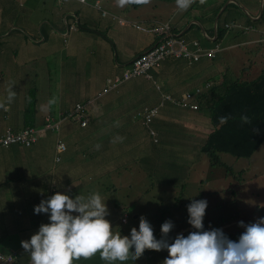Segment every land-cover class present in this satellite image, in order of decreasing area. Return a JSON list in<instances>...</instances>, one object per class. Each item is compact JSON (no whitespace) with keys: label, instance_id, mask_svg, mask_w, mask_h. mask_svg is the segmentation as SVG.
<instances>
[{"label":"crops","instance_id":"1","mask_svg":"<svg viewBox=\"0 0 264 264\" xmlns=\"http://www.w3.org/2000/svg\"><path fill=\"white\" fill-rule=\"evenodd\" d=\"M114 1L0 0V137L9 130L13 133L26 128L39 131V140L30 147L12 145L0 149V252L16 253L18 261L13 264H29L20 241L30 238L40 224L48 222L46 213H41V222H32L29 206L26 212L25 206L20 208L15 220L14 193L29 204H38L57 191L70 197L84 193L85 198L93 192L99 193L101 198L122 193L127 201L134 198L136 205L146 192L143 177L135 175L126 181L119 171L129 164L122 161L128 154L137 157V150L139 154L144 152L140 136L144 128L155 147L144 154L159 157L161 151L170 157L161 162L156 158L158 168L154 172L175 176L178 186H182L181 194L188 195L186 186L191 170L186 159L192 152L180 151L174 160L173 151L169 150L171 143L165 140L171 138L175 130L178 138L189 140L181 145L191 148L195 141L203 145L212 126L209 127L208 109L200 107L193 111L190 107L183 108L179 102L193 89H204L207 82H212L220 92L242 76L254 80L264 73L262 69L260 75L251 77L242 65L239 75L231 69L234 64L246 61L247 56L244 55L243 60L239 57L243 51L264 55V0H202L200 19L192 14V7L196 6L193 2L184 10L164 6L159 11L146 13L139 10V5L146 0H124L121 4ZM226 12L225 33L220 42L214 44L222 49L215 59L203 57L192 62L172 55L164 60L162 67L151 71L150 78H136L103 93L108 82L119 77L128 63L154 45L150 34L138 30L135 24L169 23L168 31L187 46L197 44L199 48L201 45L211 48L214 45L206 43L205 39L213 42L217 38L220 17ZM163 14L171 15L163 21L159 19ZM223 42L227 43L225 47ZM229 50L233 51L227 52ZM34 56L45 65L37 69L31 64L33 74L48 76L42 82L48 89L44 90L47 97H43L41 105L40 86L31 83L23 91L20 80L25 60ZM52 73L56 76L54 85L50 78ZM9 90L14 93L10 102L7 100ZM77 104L86 109L81 118L87 119L86 126L81 125V120L71 119L62 121L57 129H45L47 116L58 118ZM150 109L158 112L146 123L144 114ZM188 127L192 128L190 135ZM58 142L67 145V152L59 161ZM137 170L135 167L134 171ZM32 171H38L48 180H30ZM114 208L116 211V204ZM117 214L119 222L128 224L130 212L120 208ZM219 214L218 211L213 213ZM139 218L137 215L136 219ZM110 227L114 229L116 223H110ZM182 232L178 230L174 234ZM72 264L106 262L97 252L87 258L79 257Z\"/></svg>","mask_w":264,"mask_h":264},{"label":"clouds","instance_id":"2","mask_svg":"<svg viewBox=\"0 0 264 264\" xmlns=\"http://www.w3.org/2000/svg\"><path fill=\"white\" fill-rule=\"evenodd\" d=\"M78 1L86 2V0ZM190 2L191 0H177L176 6L184 10ZM135 25L138 30L150 35H154L152 29L166 26L167 30L161 35L167 34L179 38L168 31L169 23L151 22L144 28L145 30L141 29V25ZM157 39L154 37L153 44ZM187 47L190 51L195 50L194 44ZM221 49L220 45H214L209 49L202 48V56L192 62H198L203 57L215 59ZM208 52H213L214 56L208 57ZM136 58L125 66L118 78L123 77L126 69ZM154 69L156 67L148 72V77L139 76L130 80L141 77L150 78V73ZM130 80L118 83L117 86ZM206 85L204 89L198 88L202 92L191 102V104L198 105V110L200 109L199 98L213 88V86L206 88ZM109 87L111 84L108 83L107 88ZM196 90L191 93L194 94ZM13 95L14 93L9 90L7 95L9 102ZM219 119L224 122L226 117ZM242 119L245 118L242 117ZM84 121L87 124V119ZM36 131L38 140L39 131ZM65 146L66 150L59 155L56 149L57 158L61 159V156L67 152V145ZM206 206V199H190L186 205L187 223L195 231H190L186 236L178 233L169 243L167 239L173 227L170 221H165L160 225V233L155 232L157 236L161 234V238L154 236L151 224L144 217L139 218L138 229L130 230L127 237L117 236L112 233L110 223L106 219L107 207L99 193L93 192L84 198L79 195L70 197L66 193L57 191L33 206L34 214L46 213L48 222L40 224L38 230L30 238L21 240L20 246L28 254L29 264H72V261L79 257L87 258L97 252L106 264H125V261L129 259L134 262L142 256L146 249L166 250L167 256L163 264H264V216L248 224L238 221V226L243 227L244 230L237 240H230L219 228L204 230L202 220Z\"/></svg>","mask_w":264,"mask_h":264},{"label":"rangeland","instance_id":"3","mask_svg":"<svg viewBox=\"0 0 264 264\" xmlns=\"http://www.w3.org/2000/svg\"><path fill=\"white\" fill-rule=\"evenodd\" d=\"M106 1L108 0H103L104 3H106ZM123 1L124 0H115L114 2L117 4H121V2ZM132 2H134V0H132ZM191 2L196 5L194 8L192 7V14L198 19L202 18V0H191ZM176 5V0H146L139 5V10L150 13L152 10L159 11L164 6L173 8L176 7ZM227 14L228 13L226 12L220 17L219 27L221 30H224V21L227 18ZM170 15L171 14L160 15L161 17L159 19L167 21V19L170 18ZM150 17L153 18L154 16ZM176 22L177 20H174V23ZM141 27L145 28L146 26ZM193 28L196 27L194 26ZM199 30L202 31V28H199ZM142 36L145 38L147 37L144 35ZM148 36L154 39V37H156V34ZM222 44V46L224 47L227 45L226 42H223ZM232 51L233 50H229L227 52ZM244 55L248 57L246 61H241L239 62V64H234L231 69H235L237 75H239L241 74L239 72L241 71L239 67L242 65L246 68L245 70L251 75V77L252 75H260V71L264 69V55L259 54L256 51L247 53H244L243 51L239 54V57L242 59ZM25 61V64L27 66L23 65L21 67L23 75L20 76V80L23 85V91L24 89L30 87L32 85L31 83H35L37 86H40L38 96L40 97L39 102L41 105L43 103V97H47V92H44V90L48 89V87L44 88L42 82L48 76L41 74L34 75L31 70V64L34 68L38 69L41 68L42 64L44 63L41 61L38 62L36 56H34V58L28 57ZM25 74H28V76H26ZM50 78L52 81V85H54L56 76L52 73ZM240 78L248 79V77L244 76ZM4 80H6V76L4 77ZM208 84L214 87V84L212 82H208ZM192 91H194V89ZM183 112L186 113L187 111L184 110ZM211 126L212 125L210 123L209 127ZM142 129L145 130L144 128ZM187 129L189 130L188 135H190V131L192 128L188 127ZM143 130L140 136H142L141 146L143 145L144 152H147L151 149L155 150L153 139L147 135V132ZM170 136L171 138L165 140L171 143L170 146L167 144L164 145L166 147L169 146V150L173 151V153L170 154L172 155V158L174 160H177L180 151L192 152V154L188 156V159H186L189 160L188 165H190L191 170V177L190 180H188V184L186 186V191H188L189 194H181L182 186H178L175 176L164 175L160 172H154L158 168V162L155 161L156 158L159 162L162 161L161 159H170V157L168 155L166 156L164 152H158L159 157H155L150 154L145 155L144 152H140L141 158H139L140 154L138 150L137 157H135V155H132L130 157V155L128 154L126 156V159L123 158L122 161L129 162V164L126 165V169H122L119 172L122 176L126 177V181H129L130 178H135V175H141L143 177L142 186L143 184H146V186H144L146 187L144 188L146 192L141 198V202L137 203L136 205L134 204V198L133 200L127 201L122 193H118L117 196L110 194L109 196H107V198L105 197V195L102 197V200L105 201L108 211L106 219L111 224L116 223V227L114 229H111L112 232L114 231L113 234H116L118 236V227H120V235L122 237H127L130 230L138 229L139 219H136L137 215L139 217H144L151 224L153 234L155 232L160 233V225L165 221H170L171 223H179L181 219H185L187 221L186 205L189 203L190 199H195L196 195L198 194L195 192L199 190L202 194L211 192L217 193L214 195L209 194L208 196L202 197L207 201V206L204 214L205 220L202 221L204 230L215 228V225L211 221H209L210 215L218 216L217 227L221 229L224 234H232L236 232L239 227H241L238 226V221H243L245 224H248L256 221L259 217L264 216V147L250 160H237L232 156L221 154L220 159L222 164L225 165L224 168L220 165L212 166L209 163L208 159L200 153L199 149L202 146V142L198 144V142L194 140L195 144H193V146L190 148L188 147V145L187 147H185L180 144L182 142H189V140L188 138H186V140L178 138L177 132L175 130L172 131ZM121 141L124 143L123 139H121ZM133 162H135V164H133ZM135 167L138 169L137 172L134 171ZM228 168L232 169L230 173L227 170ZM117 174H115L114 176H116ZM158 177L160 178L158 179ZM38 179L44 180L45 182L48 180L40 176L38 171H32L30 180ZM100 190H104L102 186ZM148 192H150V194L146 195ZM13 197L15 199V203L12 204V207L13 212L15 213V215L13 216L15 220L20 214V208H23L25 206L24 210L26 212V206H29L31 221L38 223L42 221L41 214H34L33 212V206L36 205V203L29 204L28 202H25V200L17 196V193H14ZM81 197L85 198L84 193L81 194ZM115 200L116 202H114ZM115 204L117 206L116 211L114 208ZM215 204H219L220 207L218 209H215ZM120 208L126 211L130 209L128 224H122L121 221L119 222V215L117 214V212ZM215 211H218L220 214L213 215ZM242 230H244L243 227ZM144 260L145 259H142L137 264H142Z\"/></svg>","mask_w":264,"mask_h":264},{"label":"trees","instance_id":"4","mask_svg":"<svg viewBox=\"0 0 264 264\" xmlns=\"http://www.w3.org/2000/svg\"><path fill=\"white\" fill-rule=\"evenodd\" d=\"M217 33L218 36L215 41L210 42L205 39V42L213 45L216 44L223 38L225 29L221 30L219 27ZM202 48L209 49L205 48L203 45ZM164 62L156 68L162 67ZM217 89L219 88L213 87L203 93L199 98V106L202 107V109H208L210 112L212 125V131L206 137L205 143H203L199 151L208 159L212 166L220 165L225 168V165L222 164L220 159L221 154L232 156L237 160H250L264 147V73L254 80H236L232 85L224 87L220 92L217 91ZM76 106L71 111L60 114L58 118H54L52 115L47 116L45 122L48 117L52 119L53 122L55 120L58 122L60 121V124L65 120H73L76 116ZM69 115H73V117L69 119ZM220 117H226V120L221 122L219 119ZM242 117L245 119H242ZM76 120L77 119H74L73 121ZM84 120L85 119L81 121ZM227 170L229 173L232 171L230 168ZM195 193H198L195 199H201L209 194H217L216 192L202 194L200 190ZM219 207V204L214 205L215 209ZM129 210L127 212H130ZM203 220H205L204 217ZM209 221L215 225V228H218V216L210 215ZM172 225L173 229H170L171 236L167 239L169 243H171L176 236V234H174L175 231L183 230L181 234L184 236L190 231H195L185 219H181L179 223L173 222ZM242 232V227H239L236 232L225 235L230 240H237ZM120 233L121 230L119 229L118 236H121ZM154 236L156 238H161V236H157L156 233H154ZM0 253L3 256V260H0V264H13L18 261L16 253H12L11 255L5 252ZM166 256V250L155 251L146 249L141 257L137 258L134 262L129 259L126 264H137L142 259H145L142 264H163V260Z\"/></svg>","mask_w":264,"mask_h":264},{"label":"built area","instance_id":"5","mask_svg":"<svg viewBox=\"0 0 264 264\" xmlns=\"http://www.w3.org/2000/svg\"><path fill=\"white\" fill-rule=\"evenodd\" d=\"M84 1V0H81ZM142 30H145L141 27ZM167 30L166 26H161L158 28H154L151 31H153L154 35L156 34V37L158 38L156 43L152 48L138 56L131 65L126 69L124 75L122 78H115V80H111L108 83L111 84V87L106 88L104 90V93H107L111 88L117 86L118 83H121L123 81L130 80L135 77L139 76H147L148 72L158 67L164 60H166L168 57L172 55L182 56L190 61L197 60L202 56V48H199L197 44H195V50L190 51L187 47V45L184 43V41L171 36L167 34H162V32H165ZM208 57H213V52L207 53ZM210 85L207 84L206 88H208ZM202 90L197 89L194 94L192 93H186L183 96V99L181 102H179V105L183 107H190L193 110H198L197 104H191V102L194 101L195 97L199 94H201ZM167 99H169L167 97ZM76 116L74 119H80L84 114V108L80 105L76 106ZM157 109H150L145 111V122L150 123L152 121V118L157 114ZM69 119L73 117V115H69ZM60 124V121H52L49 117L47 118V121L45 122V129H57ZM86 125V121H82V126ZM37 134L38 132L33 128H26L22 132L19 133H13L10 130L6 132V134L3 137H0V149L10 147L12 145L20 144L23 146L30 147L31 145L35 144L37 141ZM66 150V146L62 142H58L57 144V154H61ZM60 158H57V161H59ZM0 260H3V256L0 254ZM9 260V259H8Z\"/></svg>","mask_w":264,"mask_h":264}]
</instances>
